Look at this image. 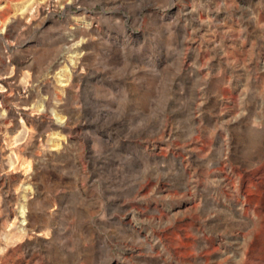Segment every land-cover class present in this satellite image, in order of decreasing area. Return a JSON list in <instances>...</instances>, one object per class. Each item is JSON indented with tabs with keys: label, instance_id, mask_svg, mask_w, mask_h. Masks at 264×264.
<instances>
[{
	"label": "rangeland",
	"instance_id": "374dc122",
	"mask_svg": "<svg viewBox=\"0 0 264 264\" xmlns=\"http://www.w3.org/2000/svg\"><path fill=\"white\" fill-rule=\"evenodd\" d=\"M0 264H264V0H0Z\"/></svg>",
	"mask_w": 264,
	"mask_h": 264
},
{
	"label": "bare ground",
	"instance_id": "6f19581e",
	"mask_svg": "<svg viewBox=\"0 0 264 264\" xmlns=\"http://www.w3.org/2000/svg\"><path fill=\"white\" fill-rule=\"evenodd\" d=\"M25 213H26V212H25L24 208H23V209H20V211H19V216H20V218L22 219V220H21L22 225H24L25 222H26V221H25V218H24V217H25Z\"/></svg>",
	"mask_w": 264,
	"mask_h": 264
},
{
	"label": "water",
	"instance_id": "95a60500",
	"mask_svg": "<svg viewBox=\"0 0 264 264\" xmlns=\"http://www.w3.org/2000/svg\"><path fill=\"white\" fill-rule=\"evenodd\" d=\"M105 51L107 50V49H104Z\"/></svg>",
	"mask_w": 264,
	"mask_h": 264
}]
</instances>
